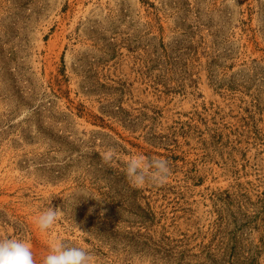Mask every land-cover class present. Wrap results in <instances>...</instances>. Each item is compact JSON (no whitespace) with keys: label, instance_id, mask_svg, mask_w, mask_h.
I'll return each instance as SVG.
<instances>
[{"label":"rangeland","instance_id":"rangeland-1","mask_svg":"<svg viewBox=\"0 0 264 264\" xmlns=\"http://www.w3.org/2000/svg\"><path fill=\"white\" fill-rule=\"evenodd\" d=\"M134 154L168 182L132 187ZM0 238L264 264V0H0Z\"/></svg>","mask_w":264,"mask_h":264},{"label":"clouds","instance_id":"clouds-1","mask_svg":"<svg viewBox=\"0 0 264 264\" xmlns=\"http://www.w3.org/2000/svg\"><path fill=\"white\" fill-rule=\"evenodd\" d=\"M118 154L114 148L102 154L105 163L111 164ZM124 172L129 184L137 189L146 185L162 186L168 182L171 169L166 159L147 158L143 154H134L124 160ZM59 219V210L49 208L39 213L35 227L42 233L48 232ZM0 264H36L31 244L17 238H0ZM42 264H95L89 250L64 241L54 240L49 244L47 255Z\"/></svg>","mask_w":264,"mask_h":264}]
</instances>
